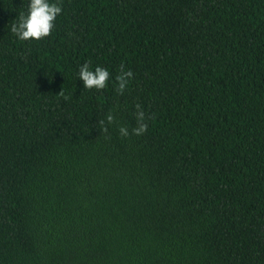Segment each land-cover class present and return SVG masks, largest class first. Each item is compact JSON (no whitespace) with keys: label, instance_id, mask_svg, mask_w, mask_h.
<instances>
[{"label":"trees","instance_id":"16d2710c","mask_svg":"<svg viewBox=\"0 0 264 264\" xmlns=\"http://www.w3.org/2000/svg\"><path fill=\"white\" fill-rule=\"evenodd\" d=\"M29 3L0 0V264H264V0H49L21 41Z\"/></svg>","mask_w":264,"mask_h":264},{"label":"clouds","instance_id":"9594fccd","mask_svg":"<svg viewBox=\"0 0 264 264\" xmlns=\"http://www.w3.org/2000/svg\"><path fill=\"white\" fill-rule=\"evenodd\" d=\"M62 8L58 3H49V0H30L27 14L20 13L19 19L13 23L11 32L21 41L36 40L40 41L48 37L55 27V20L61 13ZM91 62L84 63L79 69V79L83 82L84 89L97 91L103 90L108 86L110 73L106 68L97 66L94 70L90 68ZM133 73L125 70L124 64L120 65L119 74L115 77L117 82L116 92L122 95L127 88ZM65 101L70 97L65 96L63 91L59 92ZM137 126L131 129L119 127V134L122 137L129 135L141 136L148 130L146 115L140 104L135 105ZM115 122L114 116L109 113L106 119H101L97 123L103 132H108V126Z\"/></svg>","mask_w":264,"mask_h":264}]
</instances>
